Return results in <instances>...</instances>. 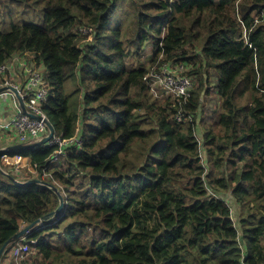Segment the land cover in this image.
<instances>
[{
    "label": "trees",
    "instance_id": "1",
    "mask_svg": "<svg viewBox=\"0 0 264 264\" xmlns=\"http://www.w3.org/2000/svg\"><path fill=\"white\" fill-rule=\"evenodd\" d=\"M3 2L37 22H14ZM235 3L0 0V65L32 57L54 133L82 138L45 179L65 191L64 210L26 235L36 241L22 264H264V0ZM146 44L148 66L126 67ZM157 62L197 77L187 101L148 94L143 76ZM210 87L222 106L208 124L199 114ZM51 151H5L0 165L20 155L41 172ZM58 203L49 187L0 172V247ZM13 243L0 264H14Z\"/></svg>",
    "mask_w": 264,
    "mask_h": 264
},
{
    "label": "built area",
    "instance_id": "2",
    "mask_svg": "<svg viewBox=\"0 0 264 264\" xmlns=\"http://www.w3.org/2000/svg\"><path fill=\"white\" fill-rule=\"evenodd\" d=\"M238 1L236 0L235 3L236 10L238 9ZM239 20L243 24L240 18ZM260 20H264V13L261 15ZM258 21L259 19L256 18L254 22ZM246 33V30H244L243 37L245 41L247 40ZM26 55V53L22 56L15 55L10 61L0 65V87L6 86L15 89L23 100L26 109L38 117H31L20 110L18 114L6 123L1 124L0 127L6 130L14 129L21 143H33L48 134L47 122L49 118L43 110V103L46 101L48 88L44 81L43 71L32 62V57L25 58L27 57ZM183 69L184 66L182 64L172 65L168 62H157L148 68V71L143 76V80L151 92L161 90L173 99L185 102L192 88V79L190 76L182 73ZM10 74H14L17 77L14 78ZM256 87H258L257 83ZM260 91H264V89H260ZM0 99H2L1 103H14L19 107L18 100L10 89L0 92ZM181 117L182 114L179 112L175 115L178 121L181 120ZM81 144L82 138L80 136L63 137L54 133L51 138L42 144L43 147H52V151L46 158L47 161L41 168V172L20 155L13 157L4 155L1 160L5 164H8V172L11 174L18 171H22L24 174L30 171L32 177L40 175L41 179L45 180L51 175L52 169L58 164L61 157H64L66 152L72 147L78 148ZM54 223H56V220L41 225V228L42 226L45 227ZM26 235L15 241L11 246V257L14 264H22L24 260H27L28 253L30 252L29 245L36 241H27L25 239Z\"/></svg>",
    "mask_w": 264,
    "mask_h": 264
},
{
    "label": "rangeland",
    "instance_id": "3",
    "mask_svg": "<svg viewBox=\"0 0 264 264\" xmlns=\"http://www.w3.org/2000/svg\"><path fill=\"white\" fill-rule=\"evenodd\" d=\"M3 3L8 6V10L10 11L11 19L14 20V22H19L20 23V22H26V21L28 22V21H32V20L37 22L38 16H35L32 13V11L23 13V12H21V10H20V8L18 7L17 4H15V3H6V2H3ZM86 30L88 31L87 28L83 29L81 34L86 35L85 34ZM164 32H165V30H163V33ZM151 54H152L151 48H150L149 44H146V45H144L142 55H141V53L139 54L140 57H137L136 55H128V54H126L125 57H124L125 62H126L125 65H126V67H130L131 68V67H136L139 63H144V65H146V67H147L148 64H149L148 60H150ZM194 60L196 62H198L197 58H195ZM196 65H199V63H197ZM188 67H189V70L195 69L192 66H188ZM184 70H187V69H185V66H184L183 71ZM205 70H207V72L210 74V81L213 82L215 80V78H216V75L214 73V69L208 68V69H205ZM201 73H203L204 76L206 75V71H204L203 69L201 70ZM190 78L192 79V87H195V86L198 87L197 77L195 75H191ZM66 89L68 91L72 90L71 89V85H67ZM210 90H211L210 95H204V94L201 95L200 114H199V118L203 117L204 121L206 123H208V124H211L215 120L214 111L215 110H220V107L222 106L221 103H220L221 100L219 101V98H218L217 94L215 93V91L213 90V87H210ZM148 91H149L148 94L152 98L160 99V98H163V97H169V98L173 99L172 97L168 96L166 93H164L161 90H158V91L155 90V91L151 92L148 89ZM1 100L2 99H0V101ZM241 101H242V103L246 102L245 100H241ZM237 103L239 105H241V103H239V102H237ZM71 105H72V107L75 105L74 101L71 102ZM143 113H144L143 109L140 110V112H138L139 115H141ZM196 130L200 134L199 136H201V131H200V128H199V124H198ZM202 151L206 155V152L204 151V147L203 146H202ZM204 153H203V156H202L203 158H204ZM57 165L54 168H56ZM52 170H54V169H52ZM6 171H8V170H6ZM28 174L32 175L30 171H27L24 174H23L22 171H18V172H13L12 173V175L15 176L18 179L20 177H22V175L26 176ZM62 193L65 196V191L64 190H62ZM228 202H229L228 205L230 206L231 210L238 211L239 208H238V206L236 205L235 202L229 201V200H228ZM232 216L235 219V216H234L233 212H232ZM31 255H32V250L30 248V252L28 253L27 259L31 260Z\"/></svg>",
    "mask_w": 264,
    "mask_h": 264
},
{
    "label": "water",
    "instance_id": "4",
    "mask_svg": "<svg viewBox=\"0 0 264 264\" xmlns=\"http://www.w3.org/2000/svg\"><path fill=\"white\" fill-rule=\"evenodd\" d=\"M10 89L16 96L17 100H18V105L20 107V110L26 114H28L31 117H35L37 118L38 116L29 112L25 105L23 100L21 99L20 95L16 92L15 89L11 88V87H0V92ZM47 126H48V134L43 136L39 141L37 142H33V143H21L18 142L16 144H11V145H7V146H3L0 147V154H2L5 151H9V150H22V149H28V148H32V147H36V146H40L43 143H45L49 138L52 137V135L54 134V129L53 126L51 124L50 121L47 122ZM0 172L4 175H6L12 182H14L15 184L18 185H25V184H31V183H38L44 186L49 187L57 196L58 198V205L57 207L42 215L41 217L35 219L34 221L27 223L25 225H23L19 231H17L16 233H14L9 239H7L0 247V257L3 254L5 248L17 241L18 239L23 238L29 231L33 230V229H37V228H41V225L43 224H47L53 220H58V218L62 215V212L64 210V206H65V197L62 193V191L60 189H58L55 185L49 183L46 180H43L41 178H36V177H31L29 179L26 180H20L18 178H16L15 176H13L10 172L4 170L1 165H0ZM44 227V226H42Z\"/></svg>",
    "mask_w": 264,
    "mask_h": 264
},
{
    "label": "crops",
    "instance_id": "5",
    "mask_svg": "<svg viewBox=\"0 0 264 264\" xmlns=\"http://www.w3.org/2000/svg\"><path fill=\"white\" fill-rule=\"evenodd\" d=\"M17 72H19V71L17 70ZM10 75L14 76V78L17 77L14 74H10ZM19 112H20V108L18 106H16L14 103L8 104V103H1L0 102V125L9 121L12 117H14ZM18 142H19V140L17 138V134H16V131L14 129H7L6 130V129H3L0 127V147L11 145V144H16ZM6 165L8 166L7 163H6ZM9 258L12 260L11 248L9 250ZM6 261H7V259H5L3 261V264H6Z\"/></svg>",
    "mask_w": 264,
    "mask_h": 264
}]
</instances>
